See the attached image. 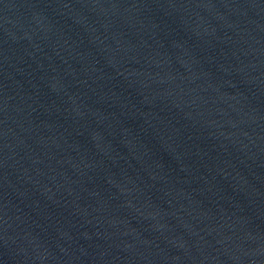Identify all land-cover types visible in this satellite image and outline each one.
Listing matches in <instances>:
<instances>
[{
  "label": "water",
  "instance_id": "1",
  "mask_svg": "<svg viewBox=\"0 0 264 264\" xmlns=\"http://www.w3.org/2000/svg\"><path fill=\"white\" fill-rule=\"evenodd\" d=\"M0 264H264V0H0Z\"/></svg>",
  "mask_w": 264,
  "mask_h": 264
}]
</instances>
